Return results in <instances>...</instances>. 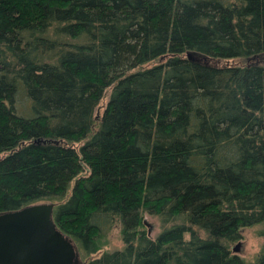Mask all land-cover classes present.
Wrapping results in <instances>:
<instances>
[{
  "label": "trees",
  "instance_id": "16d2710c",
  "mask_svg": "<svg viewBox=\"0 0 264 264\" xmlns=\"http://www.w3.org/2000/svg\"><path fill=\"white\" fill-rule=\"evenodd\" d=\"M39 202L83 264H264V0H0V213Z\"/></svg>",
  "mask_w": 264,
  "mask_h": 264
},
{
  "label": "water",
  "instance_id": "95a60500",
  "mask_svg": "<svg viewBox=\"0 0 264 264\" xmlns=\"http://www.w3.org/2000/svg\"><path fill=\"white\" fill-rule=\"evenodd\" d=\"M54 206L39 202L0 213V264H83L73 239L57 227Z\"/></svg>",
  "mask_w": 264,
  "mask_h": 264
},
{
  "label": "rangeland",
  "instance_id": "374dc122",
  "mask_svg": "<svg viewBox=\"0 0 264 264\" xmlns=\"http://www.w3.org/2000/svg\"><path fill=\"white\" fill-rule=\"evenodd\" d=\"M108 94V93H107ZM107 98H105L97 108L96 113L98 115L101 114ZM146 222L148 229L150 230V234L152 237H155L160 231V222L155 216H146ZM119 226L117 224L113 225L111 229L106 232L104 250L106 251H114L123 248V242L121 239V235L119 232ZM264 224L259 223L251 227L243 228L241 230L242 239L240 241L234 242L231 245V250L233 251V247L236 244H239V250L236 252L241 257H243L247 261H253L255 257L260 253L261 248L264 244ZM80 252V251H79ZM81 257V254H80ZM82 262H84V258L81 257Z\"/></svg>",
  "mask_w": 264,
  "mask_h": 264
}]
</instances>
